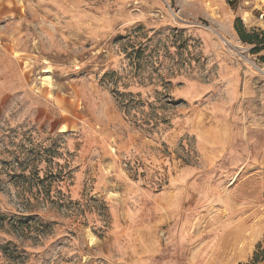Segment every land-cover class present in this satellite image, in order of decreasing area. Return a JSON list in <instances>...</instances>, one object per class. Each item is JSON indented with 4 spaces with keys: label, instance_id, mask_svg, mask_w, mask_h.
I'll use <instances>...</instances> for the list:
<instances>
[{
    "label": "rangeland",
    "instance_id": "obj_1",
    "mask_svg": "<svg viewBox=\"0 0 264 264\" xmlns=\"http://www.w3.org/2000/svg\"><path fill=\"white\" fill-rule=\"evenodd\" d=\"M219 19L0 0V264H264V102L241 93L264 76L222 39L264 48Z\"/></svg>",
    "mask_w": 264,
    "mask_h": 264
},
{
    "label": "crops",
    "instance_id": "obj_2",
    "mask_svg": "<svg viewBox=\"0 0 264 264\" xmlns=\"http://www.w3.org/2000/svg\"><path fill=\"white\" fill-rule=\"evenodd\" d=\"M217 2L218 14L220 19L217 20L218 28L225 34L233 35L236 33L234 28V3L238 5V17L244 20V26L247 28H260L264 30V1L263 0H212ZM230 1H233L230 3ZM222 73L235 75L239 73L234 66L223 64L221 65ZM254 75L250 71H245L241 83V93L244 96L258 95L264 102V86L257 84L254 86ZM256 81V80H255ZM204 244V243H203ZM142 256L146 259L156 255L155 248L145 246ZM140 256V253L137 255ZM168 264V261H165Z\"/></svg>",
    "mask_w": 264,
    "mask_h": 264
},
{
    "label": "trees",
    "instance_id": "obj_3",
    "mask_svg": "<svg viewBox=\"0 0 264 264\" xmlns=\"http://www.w3.org/2000/svg\"><path fill=\"white\" fill-rule=\"evenodd\" d=\"M233 1H230L232 3ZM234 28L239 35V37L246 42L255 44L252 48L253 52H257L264 48V31H257L255 28H247L242 23L239 17L234 20ZM260 34L262 36L260 37ZM259 252L264 255V247L258 246V249L254 251V260H256ZM264 257V256H263Z\"/></svg>",
    "mask_w": 264,
    "mask_h": 264
},
{
    "label": "built area",
    "instance_id": "obj_4",
    "mask_svg": "<svg viewBox=\"0 0 264 264\" xmlns=\"http://www.w3.org/2000/svg\"><path fill=\"white\" fill-rule=\"evenodd\" d=\"M222 41L224 45L229 47L230 50L233 49L234 51H236V53H238L239 59L242 62H245L247 65L253 67L255 70H257V72L264 76V62L256 63V61L250 57L247 47H243L240 45L234 46L231 44V41L225 37L222 39Z\"/></svg>",
    "mask_w": 264,
    "mask_h": 264
},
{
    "label": "bare ground",
    "instance_id": "obj_5",
    "mask_svg": "<svg viewBox=\"0 0 264 264\" xmlns=\"http://www.w3.org/2000/svg\"><path fill=\"white\" fill-rule=\"evenodd\" d=\"M230 41H231V40H230ZM231 44H232V45H234V46H236V44H235V43H233V42H231Z\"/></svg>",
    "mask_w": 264,
    "mask_h": 264
}]
</instances>
